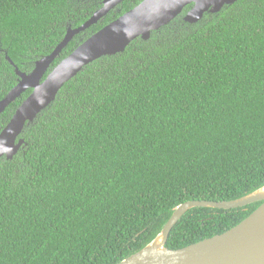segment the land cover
<instances>
[{
	"label": "trees",
	"instance_id": "obj_1",
	"mask_svg": "<svg viewBox=\"0 0 264 264\" xmlns=\"http://www.w3.org/2000/svg\"><path fill=\"white\" fill-rule=\"evenodd\" d=\"M141 1L124 0L76 35L47 74ZM101 5L0 0V99L18 83L7 55L31 72ZM191 6L87 65L25 127L13 159H0V264H118L183 202L264 186V0H238L196 24L183 18ZM31 92L0 115V133ZM261 204L195 207L166 246L222 234Z\"/></svg>",
	"mask_w": 264,
	"mask_h": 264
},
{
	"label": "water",
	"instance_id": "obj_2",
	"mask_svg": "<svg viewBox=\"0 0 264 264\" xmlns=\"http://www.w3.org/2000/svg\"><path fill=\"white\" fill-rule=\"evenodd\" d=\"M123 1L104 0L103 7L85 23L75 29L68 28L54 51L37 60L29 73L20 70L7 55V59L15 66L18 83L0 99V115L27 90L32 89V92L0 133V159H13L24 143L20 136L25 127L53 104L64 85L87 65L102 57L124 52L138 37L149 39L152 32L171 23L189 5L192 6L183 18L190 24H196L206 15L216 14L238 0H142L83 40L47 74L53 62L76 35L97 24ZM259 201L262 204L256 210L222 234L180 249L166 246L174 226L195 207L235 209ZM118 264H264V186L233 200L183 202L174 209L162 231L148 245Z\"/></svg>",
	"mask_w": 264,
	"mask_h": 264
},
{
	"label": "flooded vegetation",
	"instance_id": "obj_3",
	"mask_svg": "<svg viewBox=\"0 0 264 264\" xmlns=\"http://www.w3.org/2000/svg\"><path fill=\"white\" fill-rule=\"evenodd\" d=\"M101 3H102L101 6L103 7V5H104V0H100V4H101ZM112 10H113V9H112ZM112 10H111V11H112ZM81 37H82V36H81ZM81 37H80V38H81Z\"/></svg>",
	"mask_w": 264,
	"mask_h": 264
}]
</instances>
